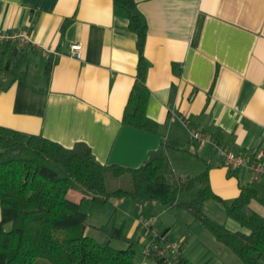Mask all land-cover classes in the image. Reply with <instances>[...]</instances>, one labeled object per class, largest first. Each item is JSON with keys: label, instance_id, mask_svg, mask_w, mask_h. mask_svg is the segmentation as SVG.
Returning <instances> with one entry per match:
<instances>
[{"label": "crops", "instance_id": "0c3cea01", "mask_svg": "<svg viewBox=\"0 0 264 264\" xmlns=\"http://www.w3.org/2000/svg\"><path fill=\"white\" fill-rule=\"evenodd\" d=\"M135 3L147 24L145 111L156 132L122 122L138 51L113 0H0V31L24 28L33 40L19 50L23 79L0 88V126L67 148L82 142L97 162L127 167L140 166L165 140H174L178 147L166 154L176 175L207 170L211 190L225 200L252 185L259 198L252 209L264 217V175L252 181L244 169L229 172L209 147L197 154L187 150L190 129L211 133L236 153L264 145V0ZM71 44L81 45V59L68 56ZM210 203L204 202V213ZM173 208L162 205L157 212ZM205 214L226 224L222 215ZM155 224L168 233L169 226ZM134 264L155 262L139 252Z\"/></svg>", "mask_w": 264, "mask_h": 264}, {"label": "trees", "instance_id": "16d2710c", "mask_svg": "<svg viewBox=\"0 0 264 264\" xmlns=\"http://www.w3.org/2000/svg\"><path fill=\"white\" fill-rule=\"evenodd\" d=\"M113 8L125 14L137 38L136 75L122 122L156 132V122L145 111L149 94L143 57L146 20L135 0H113ZM49 69L46 65V74ZM25 74L23 54L5 44L0 53V88ZM177 147L176 141L165 140L138 167L101 164L82 142L67 148L41 135L0 126V264H34L37 258L49 264H134L139 239L128 236L124 222H117L116 207L98 226L104 242L86 235L88 216L121 198L152 200L183 209L243 264H262L264 217L248 210L250 203L259 199L257 190L242 185L236 198L225 200L211 190L207 170L184 178L176 175L169 170L166 152ZM170 172L173 182H169ZM193 189V196L180 200L182 193ZM207 200L221 203L226 215L248 231L231 230L207 216L203 212ZM112 241L124 247H115ZM175 264L195 263L182 252Z\"/></svg>", "mask_w": 264, "mask_h": 264}, {"label": "rangeland", "instance_id": "374dc122", "mask_svg": "<svg viewBox=\"0 0 264 264\" xmlns=\"http://www.w3.org/2000/svg\"><path fill=\"white\" fill-rule=\"evenodd\" d=\"M197 160V157H192ZM169 170L174 172L170 163ZM174 178L172 173L169 174V182H173ZM196 189L190 192L182 193L179 197L180 200H186L195 194ZM252 205L248 207V210L252 207H257L255 201L251 202ZM213 204L209 207L208 204L205 208V213H211L213 217H219L222 215L226 221V226L233 230H240L247 232L248 230L241 226L238 222L228 217L225 213L224 206L211 200ZM161 203L152 200H135L131 198L113 199L111 203H108L100 212H93L88 216V226L86 229V235L94 238L98 242H104L105 236L98 230V226L105 222L111 210L116 207V220L117 222H124L125 233L130 230L133 238L138 239V235L141 236L140 227L134 228V224L141 217L151 218L154 223L161 221L166 226H169L167 237L171 240L183 239V254L195 264H243V262L226 246L220 244L210 231L203 228L199 221L194 220L193 217L185 210L180 208H173L166 212L164 215L158 214L157 211L161 209ZM167 210V209H166ZM204 211V210H203ZM214 219V218H213ZM215 220V219H214ZM217 221V220H216ZM219 222V221H218ZM229 222H233L235 226H229ZM221 223V222H220ZM223 223V222H222ZM225 223V222H224ZM184 234V235H183ZM115 247H124V244L112 241ZM140 252V244L135 246V255L138 256ZM34 264H49L44 258H37ZM264 264V261L263 263Z\"/></svg>", "mask_w": 264, "mask_h": 264}, {"label": "built area", "instance_id": "2783aa9c", "mask_svg": "<svg viewBox=\"0 0 264 264\" xmlns=\"http://www.w3.org/2000/svg\"><path fill=\"white\" fill-rule=\"evenodd\" d=\"M0 44H8L17 50H22L33 44L29 30L21 28L13 31H0ZM68 56L81 59L82 47L80 44H71ZM182 124L189 126L185 118L179 117ZM205 147H209L219 162L229 171L244 169L250 180H256L264 175V145H259L247 152L236 153L222 144L211 133L197 129L189 130L188 152L197 154ZM141 238L139 239L140 252L144 259L155 262L157 259L164 264H175L183 249V239L171 240L151 218L141 217L138 221Z\"/></svg>", "mask_w": 264, "mask_h": 264}]
</instances>
